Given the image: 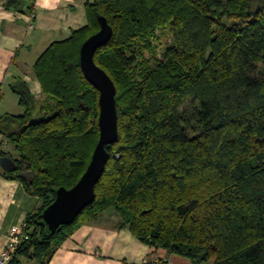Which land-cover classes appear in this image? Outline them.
<instances>
[{
  "label": "trees",
  "instance_id": "trees-1",
  "mask_svg": "<svg viewBox=\"0 0 264 264\" xmlns=\"http://www.w3.org/2000/svg\"><path fill=\"white\" fill-rule=\"evenodd\" d=\"M85 5L86 25L50 42L32 66L45 98L19 77L9 84L24 110L0 115L16 152L7 173L42 204L26 215L29 236L6 264L43 263L75 227L107 211L145 244L194 263L264 264V0ZM97 14L112 28L93 59L116 88L117 139L105 145L93 201L48 233L42 208L55 187L76 182L98 138V91L79 64ZM157 30L169 37L160 58Z\"/></svg>",
  "mask_w": 264,
  "mask_h": 264
},
{
  "label": "crops",
  "instance_id": "crops-1",
  "mask_svg": "<svg viewBox=\"0 0 264 264\" xmlns=\"http://www.w3.org/2000/svg\"><path fill=\"white\" fill-rule=\"evenodd\" d=\"M86 1L91 0H22L13 8L0 0V115L19 113L9 86L15 78L23 79L33 96V90L42 93L32 66L50 42L86 25ZM39 206V196L0 166V251L9 231ZM119 222L116 212H103L75 227L43 263L19 256L18 264H205L149 246Z\"/></svg>",
  "mask_w": 264,
  "mask_h": 264
},
{
  "label": "water",
  "instance_id": "water-1",
  "mask_svg": "<svg viewBox=\"0 0 264 264\" xmlns=\"http://www.w3.org/2000/svg\"><path fill=\"white\" fill-rule=\"evenodd\" d=\"M96 18L99 28L80 44L79 64L84 77L98 91V138L90 159L76 182L70 187H55L53 199L42 208L40 224L48 233H53L62 224L71 223L93 201L94 186L108 158L105 145L117 139L116 88L109 75L93 59L95 49L109 40L112 28L103 15L97 14ZM0 166L11 171L15 168V163L8 156H1Z\"/></svg>",
  "mask_w": 264,
  "mask_h": 264
},
{
  "label": "rangeland",
  "instance_id": "rangeland-1",
  "mask_svg": "<svg viewBox=\"0 0 264 264\" xmlns=\"http://www.w3.org/2000/svg\"><path fill=\"white\" fill-rule=\"evenodd\" d=\"M156 34H159L158 30L156 31ZM169 42V37L167 35V33L164 34H159V39L158 40H154L153 44L156 45L157 49H156V57L160 58L161 57V51L164 47V45L166 43ZM152 52L148 51L147 48H142V56L141 58H147V57H151ZM151 61V60H150ZM37 90V91H36ZM33 90V94L34 96L38 99V100H43L45 98V93H41V90L36 89ZM19 108H17V110H19V113H22L24 108L22 106H18ZM2 135V134H1ZM0 141H1V148L6 151L8 154L10 155H15L16 152L12 147V141L8 140L7 138L0 136ZM42 204V200L40 199V205Z\"/></svg>",
  "mask_w": 264,
  "mask_h": 264
},
{
  "label": "built area",
  "instance_id": "built-area-1",
  "mask_svg": "<svg viewBox=\"0 0 264 264\" xmlns=\"http://www.w3.org/2000/svg\"><path fill=\"white\" fill-rule=\"evenodd\" d=\"M0 136L1 133H0ZM28 230L25 221L19 225L14 226L8 233L7 241L0 251V264H6L13 253L15 252L18 244L28 238Z\"/></svg>",
  "mask_w": 264,
  "mask_h": 264
}]
</instances>
